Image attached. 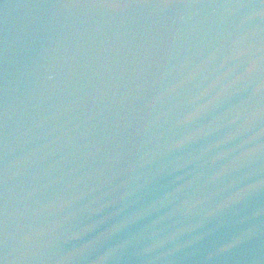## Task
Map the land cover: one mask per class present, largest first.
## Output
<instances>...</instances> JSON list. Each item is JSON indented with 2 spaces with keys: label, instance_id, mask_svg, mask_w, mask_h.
<instances>
[{
  "label": "water",
  "instance_id": "water-1",
  "mask_svg": "<svg viewBox=\"0 0 264 264\" xmlns=\"http://www.w3.org/2000/svg\"><path fill=\"white\" fill-rule=\"evenodd\" d=\"M0 264H264V0H0Z\"/></svg>",
  "mask_w": 264,
  "mask_h": 264
}]
</instances>
